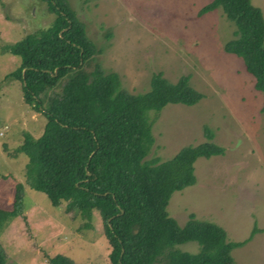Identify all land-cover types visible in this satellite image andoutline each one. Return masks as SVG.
I'll list each match as a JSON object with an SVG mask.
<instances>
[{
	"label": "rangeland",
	"instance_id": "obj_1",
	"mask_svg": "<svg viewBox=\"0 0 264 264\" xmlns=\"http://www.w3.org/2000/svg\"><path fill=\"white\" fill-rule=\"evenodd\" d=\"M209 1L69 0L101 52L96 62L119 76L122 89L149 91L161 73L171 83L188 75L203 94L193 105L168 103L158 113L148 111L154 145L146 158L168 160L205 140L209 126L223 154L197 158L196 182L173 192L166 210L180 226L191 213L216 223L229 242L252 236L231 252L234 264H264V96L242 60L223 51L234 26L220 7L199 14ZM252 3L264 15V0ZM53 18L42 0H0V45L49 26ZM19 64L18 57L0 53V207L12 201L17 183L24 185L23 214L0 232L5 264H46L58 254L77 264H110L97 210L87 220L67 212L65 201L52 206L24 183L27 156L14 151L23 131L35 137L42 132L46 117L23 103L21 83L8 77ZM175 249L195 254L200 248L188 242Z\"/></svg>",
	"mask_w": 264,
	"mask_h": 264
},
{
	"label": "trees",
	"instance_id": "obj_2",
	"mask_svg": "<svg viewBox=\"0 0 264 264\" xmlns=\"http://www.w3.org/2000/svg\"><path fill=\"white\" fill-rule=\"evenodd\" d=\"M42 1L54 14L50 25L0 45L1 54L20 59L8 77L21 83L23 103L46 117L42 132L35 137L23 131L15 148L14 153L27 156L24 183L44 193L52 206L65 201L67 212L87 220L97 210L110 264H234L231 252L252 236L229 242L216 223L191 213L180 226L166 210L173 192L196 182L197 158L223 154L213 130L204 125L205 140L184 146L168 160L146 158L154 145L148 111L158 113L168 103L193 105L203 94L191 87L188 75L171 83L161 73L154 74L149 91L127 92L116 73H106L96 62L101 52L69 0ZM217 7L234 26L223 51L242 60L264 96L261 8L252 0H210L199 14ZM23 211L24 185L17 183L12 201L0 207V232ZM188 242L197 243L199 252L175 249ZM5 263L0 244V264ZM46 264L77 263L58 254Z\"/></svg>",
	"mask_w": 264,
	"mask_h": 264
}]
</instances>
